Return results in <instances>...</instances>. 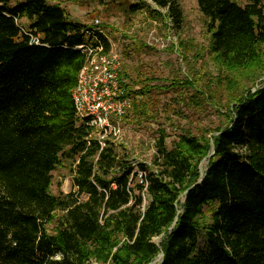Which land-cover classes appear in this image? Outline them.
I'll return each instance as SVG.
<instances>
[{
	"label": "trees",
	"instance_id": "16d2710c",
	"mask_svg": "<svg viewBox=\"0 0 264 264\" xmlns=\"http://www.w3.org/2000/svg\"><path fill=\"white\" fill-rule=\"evenodd\" d=\"M149 1L150 16L180 21L175 0ZM196 3L217 74L195 77L228 124L169 149L161 131L151 169L75 116L88 25L59 3L0 0V264H149L160 253L158 264H264V3ZM121 74L138 97L123 119H153L139 98L152 79ZM190 77L170 87H193ZM68 161L72 189L54 194L51 172Z\"/></svg>",
	"mask_w": 264,
	"mask_h": 264
},
{
	"label": "rangeland",
	"instance_id": "374dc122",
	"mask_svg": "<svg viewBox=\"0 0 264 264\" xmlns=\"http://www.w3.org/2000/svg\"><path fill=\"white\" fill-rule=\"evenodd\" d=\"M17 1L22 0H11L12 3ZM46 1L61 4L71 20L89 25L94 18L100 19L101 27L103 26L104 32L115 43L121 55L122 71L125 70L131 80L138 76L152 79L149 93L139 98L141 101L149 99L153 119H123L119 138L114 141L120 156L132 160L133 164L142 163L152 169L156 156L155 143L161 131L166 134L165 145L169 149L178 135L184 132L211 137L216 134V128L227 126V110L216 105L212 98L206 95L208 91L202 87L206 79L199 81L195 77L207 78L208 74H217L212 55L207 51L210 41L207 20L199 12L196 0H175L181 17L179 22L171 24L168 19L163 21L149 15L146 11L152 7L149 0ZM262 2L264 3V0ZM132 4H140L142 7L132 12L129 10ZM25 23V20L21 19V24ZM190 76L193 77V87H170L174 80H190ZM126 80L127 84H131L129 77ZM263 80L264 76L257 84ZM138 88V85L132 86L133 90ZM132 96H135L134 99L138 98L133 93ZM193 96L204 98L199 99L202 103L199 107L193 101ZM206 164L207 161L204 160L200 165L201 173ZM70 166L69 161L64 162L51 172L52 193H66L72 189ZM139 172L141 171L137 170V178ZM160 240L161 236L153 238L157 244ZM157 256L160 257L156 259ZM157 256L151 264L160 262L161 255Z\"/></svg>",
	"mask_w": 264,
	"mask_h": 264
},
{
	"label": "built area",
	"instance_id": "2783aa9c",
	"mask_svg": "<svg viewBox=\"0 0 264 264\" xmlns=\"http://www.w3.org/2000/svg\"><path fill=\"white\" fill-rule=\"evenodd\" d=\"M152 7L156 9L153 4ZM87 27L85 41L77 46L85 60L71 94L76 118L93 126L103 146L105 140L113 143L118 140L123 117L132 108L133 96L127 93L122 78L121 55L101 27L100 19L94 18ZM98 34L106 39V46ZM143 176L144 172H139L138 180L142 181Z\"/></svg>",
	"mask_w": 264,
	"mask_h": 264
},
{
	"label": "bare ground",
	"instance_id": "6f19581e",
	"mask_svg": "<svg viewBox=\"0 0 264 264\" xmlns=\"http://www.w3.org/2000/svg\"><path fill=\"white\" fill-rule=\"evenodd\" d=\"M202 162H203V161H202ZM202 162H201V164H202ZM201 164H200V165H201ZM159 257H160V256H157L156 259H158Z\"/></svg>",
	"mask_w": 264,
	"mask_h": 264
},
{
	"label": "water",
	"instance_id": "95a60500",
	"mask_svg": "<svg viewBox=\"0 0 264 264\" xmlns=\"http://www.w3.org/2000/svg\"><path fill=\"white\" fill-rule=\"evenodd\" d=\"M160 255H161V257H162V253H160ZM152 263V262H151ZM151 263H149V264H151Z\"/></svg>",
	"mask_w": 264,
	"mask_h": 264
}]
</instances>
